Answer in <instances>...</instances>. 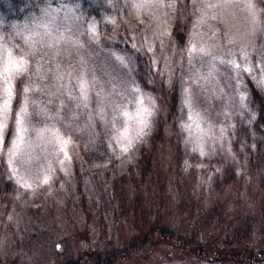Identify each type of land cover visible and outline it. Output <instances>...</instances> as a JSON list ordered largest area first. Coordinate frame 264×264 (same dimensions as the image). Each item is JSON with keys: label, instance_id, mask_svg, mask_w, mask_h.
I'll return each mask as SVG.
<instances>
[{"label": "rangeland", "instance_id": "374dc122", "mask_svg": "<svg viewBox=\"0 0 264 264\" xmlns=\"http://www.w3.org/2000/svg\"><path fill=\"white\" fill-rule=\"evenodd\" d=\"M82 1L98 2L105 8L102 22L86 19L64 0H47L41 8L51 9L55 17L50 30L59 25L61 31L67 27L82 33L95 22L96 41L89 39L91 33L79 35V46L72 37L73 45H64L56 54L43 49L49 55L35 57L28 79L33 81L38 108L47 107L52 119L37 116L33 127L54 128L70 140L71 159L59 163L64 157L57 155L51 131L42 137L36 132L27 134L23 166H10L6 152L0 156L5 181L12 186L11 193L0 197V264L71 260L92 264L97 255L109 259L117 255L113 264H233L208 262L191 250L159 242V233L146 235L162 221L176 239L189 244L198 237L206 244L225 240L233 246L254 239L264 250V145L256 147L264 140L245 142L235 124L247 115V85L263 93L264 87L248 73L237 80L231 64L220 62L237 59L242 49L251 60L259 61L256 38L262 36L264 49V0H254L260 18L255 26L244 8L207 7L217 0ZM138 4L143 6L137 8ZM41 9L20 22L6 23L0 18V43L23 51L26 45L17 32L24 36L27 29L42 33L44 28H37V22L49 24ZM177 23L184 35L182 43L173 34ZM114 44L121 51L112 48ZM193 45L209 55L193 56L187 51ZM129 52L144 60L149 91L134 83L128 60L117 58ZM38 66L39 73L35 71ZM82 70L89 81H95L87 108L76 107L78 101L67 94L79 96L76 81ZM57 72L66 74L63 95L55 86ZM14 83L19 93L27 80ZM186 95L193 99L191 108L184 103ZM136 98L144 99L146 107L151 101L153 116L147 134L122 153L115 137L126 124L133 129L137 125L113 107H122L134 117ZM61 103L70 105L71 111L61 108ZM185 125H191L190 130ZM45 175L51 177L48 184L43 183ZM21 177L30 188L21 186ZM211 211L216 217L209 221ZM129 250L131 256L121 262L120 255ZM204 251L209 252L205 247Z\"/></svg>", "mask_w": 264, "mask_h": 264}, {"label": "snow or ice", "instance_id": "6c2138e0", "mask_svg": "<svg viewBox=\"0 0 264 264\" xmlns=\"http://www.w3.org/2000/svg\"><path fill=\"white\" fill-rule=\"evenodd\" d=\"M143 5L138 4L137 8ZM171 6V5H169ZM207 7H214L216 9L220 8H244L247 11V15L252 18V23L255 24L260 19L255 11L254 0H242L241 3H230L228 0H217L215 4H209ZM51 9L44 8L41 9L42 17L48 19L49 24H43L42 22H37L36 27H43L44 31L42 33L35 32L34 29H27L28 35L24 36L23 32L18 31L17 35H20L25 42L26 46L23 47V51H17L11 46H7L4 43H0V156L5 152L7 153L9 165H25L27 161L25 160L26 150L25 145L29 143L27 134L29 132H36L38 136H43L44 132L51 131L52 133V143L57 147V155L63 154L64 159L59 160L61 165H64L66 161H70L71 157L67 151V145L70 140L64 139L60 136L59 131L48 127L42 130L33 127L34 120L37 116L46 117L47 119H52V117L47 116V107L38 108L35 97L33 96V81L29 80L28 77L33 71L32 65L35 63V57L37 54L49 55V52H44L43 49H48L52 54H56L61 51L64 45H73L74 41L72 37H76L75 46H79V35L88 36L91 33L89 39L93 42L96 41V24L95 22L82 33L73 31L71 28H67L66 31L59 30L58 25L56 30H50L49 25L55 22V17L51 15ZM60 11V10H57ZM65 12H71L72 9H63ZM202 22V21H201ZM115 24V21H111ZM36 36H40L41 39L37 40ZM44 37H47L45 40ZM131 47L133 50H137V44L132 43ZM151 50V49H149ZM192 53L193 56L199 54L200 56H208L209 53L204 48H196L193 45L187 50ZM242 55L237 59H231L225 61L221 59V63H229L232 66V70L235 72V78L240 79L243 73H248L249 77L255 80L261 87H264V49L259 50L260 59L259 61L251 60L246 49L241 50ZM235 55V54H232ZM121 62L126 59L131 62V56H118ZM211 59L215 61L216 57L212 56ZM243 60V64L239 62ZM207 63V61H204ZM82 65L86 63L81 61ZM214 67L215 65H211ZM59 69V64L56 65ZM41 67H37L35 71L39 73ZM65 73L57 72L54 76L56 81V87L61 95L64 94L63 89L65 85L62 83L65 78ZM71 76V73H67ZM163 75V73H161ZM87 72L82 70L77 76V85L79 90L78 97H72L71 92L67 94L70 99H75L78 101L76 107L87 108L89 103V92L94 90L95 81H89L87 78ZM19 79L21 83L27 80V83L23 87L22 91L17 93V85L14 83L15 80ZM133 91L138 92V88H133ZM188 92V89H185ZM56 95V93H53ZM97 95H102V89L97 91ZM243 100L244 97L241 96ZM15 101V103H14ZM185 105L189 108L193 105V99L190 96L185 97ZM154 105L149 102V106H144V99L136 98V112L135 116H131L122 107H113V111L122 112L123 116L128 120H135L137 127L134 129L129 125H125L123 131L115 137L118 144L121 145L120 151L122 153H128L135 144L146 135V130L150 127L149 117L153 116ZM61 108H65L71 111V106L61 103ZM99 115L104 116L103 108H100ZM59 112H57V117ZM193 119V115H189V120ZM186 128L190 130L191 125H185ZM203 154V153H202ZM28 169L25 168V171ZM50 175H45L43 178V183L48 184L50 180ZM21 186L25 188H30L31 185L21 177Z\"/></svg>", "mask_w": 264, "mask_h": 264}, {"label": "trees", "instance_id": "16d2710c", "mask_svg": "<svg viewBox=\"0 0 264 264\" xmlns=\"http://www.w3.org/2000/svg\"><path fill=\"white\" fill-rule=\"evenodd\" d=\"M46 3L47 0H0V18H3L6 23L20 22L32 17L39 11V9L42 8V5ZM64 3L77 8L80 15L87 17L86 19L92 17L96 21L102 22V13L105 11V8H102L100 3L96 2L95 4L91 5L82 0H64ZM263 33L264 31L262 34ZM173 34L179 43L183 42L184 35L182 34L181 29L178 27V23L175 25ZM262 41V36H257L256 44H259L261 49H263ZM111 47L117 51H121V47L117 44H114ZM127 56H131V62L128 61V63L132 69V78L134 83L138 84L141 89L149 91L150 87L148 85V77L146 74L144 60H141L142 58L140 55L135 54L134 52H129ZM247 88L249 92V100L246 102L247 115H244L241 120L236 119L235 124L237 127V135L246 140L245 142H250V140H264V93L259 91L253 85H247ZM172 100V107H175L176 90L172 92ZM251 115H253V118ZM243 122H246L250 125L249 128L252 130V134H249V128ZM251 135H253L252 137H255L251 139ZM245 144L247 146L249 143ZM262 145H264V143H256V147L258 149H260ZM11 192L12 186L10 183L5 181L3 171L0 168V197L3 193ZM215 217L216 215L212 214L211 211V213H209L208 220L211 221ZM161 224V226L151 228L146 235L150 236L159 233V242L161 241L162 243L180 250H191L196 255V257L208 262L225 260L233 264H264V250L259 249L258 241L256 243L254 239L248 241L247 245L242 243H234L233 246L231 243L225 242V240L222 241L223 244L219 245L215 243L206 244L198 237L199 240L193 241V243L189 244L187 241H179L175 238L176 235L169 233L171 231L169 230L167 223L162 221ZM201 240L203 241L204 245H202ZM204 247L209 251L208 253L204 251ZM209 247L211 249H209ZM131 254V250H129L127 253L120 255V261H125L129 258V256H131ZM116 257L117 255H113V257L109 259L104 256L97 255L95 257V261L92 264H113L112 262ZM79 261L71 260L65 264H80Z\"/></svg>", "mask_w": 264, "mask_h": 264}]
</instances>
